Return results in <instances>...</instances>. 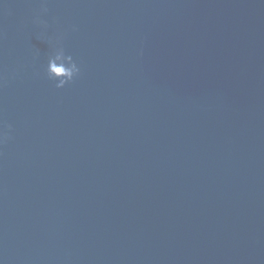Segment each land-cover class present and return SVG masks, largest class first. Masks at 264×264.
Masks as SVG:
<instances>
[{"label": "water", "instance_id": "obj_1", "mask_svg": "<svg viewBox=\"0 0 264 264\" xmlns=\"http://www.w3.org/2000/svg\"><path fill=\"white\" fill-rule=\"evenodd\" d=\"M0 264H264V0H0Z\"/></svg>", "mask_w": 264, "mask_h": 264}, {"label": "clouds", "instance_id": "obj_2", "mask_svg": "<svg viewBox=\"0 0 264 264\" xmlns=\"http://www.w3.org/2000/svg\"><path fill=\"white\" fill-rule=\"evenodd\" d=\"M43 11H47V9H43ZM34 23L44 29L47 28V23L39 16L35 18ZM41 35L43 36V33ZM44 42L48 44L52 53L47 57V64L44 68L46 78L52 81L57 89L73 83L81 74L80 65L58 41L47 39Z\"/></svg>", "mask_w": 264, "mask_h": 264}]
</instances>
